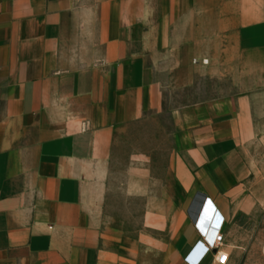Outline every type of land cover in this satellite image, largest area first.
Listing matches in <instances>:
<instances>
[{
	"label": "crops",
	"instance_id": "obj_1",
	"mask_svg": "<svg viewBox=\"0 0 264 264\" xmlns=\"http://www.w3.org/2000/svg\"><path fill=\"white\" fill-rule=\"evenodd\" d=\"M144 124L172 152L160 178L125 162L136 229L105 205ZM262 157L264 0H0V264H186L206 199L224 231L253 207Z\"/></svg>",
	"mask_w": 264,
	"mask_h": 264
},
{
	"label": "rangeland",
	"instance_id": "obj_2",
	"mask_svg": "<svg viewBox=\"0 0 264 264\" xmlns=\"http://www.w3.org/2000/svg\"><path fill=\"white\" fill-rule=\"evenodd\" d=\"M165 128L170 132L169 125L165 124ZM171 149L170 137L167 139L166 148L164 140L160 139V127L154 124L137 126L129 140L121 143L112 164V177L105 205V215L109 220L113 218L122 226L136 229L140 223L141 204L138 201L128 203L122 191L126 176L125 162L129 154L143 152L152 156L155 159L153 176L160 178L164 175V159L170 160ZM252 178L255 195L253 207L241 212L223 230V243L228 246L227 252L230 254L227 264H264V157Z\"/></svg>",
	"mask_w": 264,
	"mask_h": 264
},
{
	"label": "built area",
	"instance_id": "obj_3",
	"mask_svg": "<svg viewBox=\"0 0 264 264\" xmlns=\"http://www.w3.org/2000/svg\"><path fill=\"white\" fill-rule=\"evenodd\" d=\"M203 63H206V61L204 60ZM207 203H209L208 199L205 200L202 209L206 207ZM209 220V224L203 222L201 227H199L200 219L194 225L199 240L184 258L186 264H200L208 255H212L217 264H227L229 262L228 253L218 250V246L224 242V218L216 210L215 214L211 213Z\"/></svg>",
	"mask_w": 264,
	"mask_h": 264
},
{
	"label": "bare ground",
	"instance_id": "obj_4",
	"mask_svg": "<svg viewBox=\"0 0 264 264\" xmlns=\"http://www.w3.org/2000/svg\"><path fill=\"white\" fill-rule=\"evenodd\" d=\"M208 204H209V206H208ZM201 210H202V212H201ZM201 210L196 217L197 218L196 222H198V220L200 219L199 227H201V224L203 222H204V224H209L210 223L209 216L211 215V213L215 214V212H216L215 208L210 203V201H209V203H207L206 207L204 209H201Z\"/></svg>",
	"mask_w": 264,
	"mask_h": 264
}]
</instances>
